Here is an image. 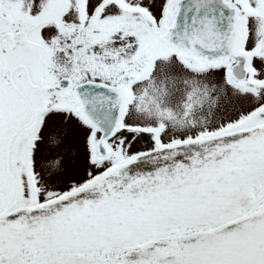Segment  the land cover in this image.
Wrapping results in <instances>:
<instances>
[{
	"label": "snow or ice",
	"instance_id": "6c2138e0",
	"mask_svg": "<svg viewBox=\"0 0 264 264\" xmlns=\"http://www.w3.org/2000/svg\"><path fill=\"white\" fill-rule=\"evenodd\" d=\"M0 264H264V0H0Z\"/></svg>",
	"mask_w": 264,
	"mask_h": 264
},
{
	"label": "flooded vegetation",
	"instance_id": "af4514ba",
	"mask_svg": "<svg viewBox=\"0 0 264 264\" xmlns=\"http://www.w3.org/2000/svg\"><path fill=\"white\" fill-rule=\"evenodd\" d=\"M136 141L138 142L139 146L131 150L132 152H145L150 150L153 145V141L151 140L150 135L147 133L140 134Z\"/></svg>",
	"mask_w": 264,
	"mask_h": 264
},
{
	"label": "rangeland",
	"instance_id": "374dc122",
	"mask_svg": "<svg viewBox=\"0 0 264 264\" xmlns=\"http://www.w3.org/2000/svg\"><path fill=\"white\" fill-rule=\"evenodd\" d=\"M137 146H139L138 142L136 140L133 141L131 150H133ZM66 162H67V165L69 167V170H71L73 163H75V164H79L80 163L79 156L76 154L75 149H73L72 151H70L67 154Z\"/></svg>",
	"mask_w": 264,
	"mask_h": 264
},
{
	"label": "water",
	"instance_id": "95a60500",
	"mask_svg": "<svg viewBox=\"0 0 264 264\" xmlns=\"http://www.w3.org/2000/svg\"><path fill=\"white\" fill-rule=\"evenodd\" d=\"M142 167H143L144 170H149L151 168V165H142Z\"/></svg>",
	"mask_w": 264,
	"mask_h": 264
}]
</instances>
